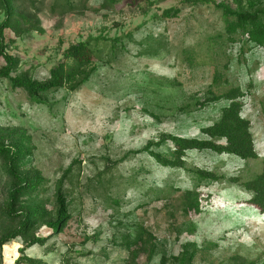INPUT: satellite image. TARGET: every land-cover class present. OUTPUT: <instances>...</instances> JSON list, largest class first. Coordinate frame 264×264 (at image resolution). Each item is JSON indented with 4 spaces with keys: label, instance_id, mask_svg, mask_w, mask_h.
Instances as JSON below:
<instances>
[{
    "label": "rangeland",
    "instance_id": "1",
    "mask_svg": "<svg viewBox=\"0 0 264 264\" xmlns=\"http://www.w3.org/2000/svg\"><path fill=\"white\" fill-rule=\"evenodd\" d=\"M12 1L37 13L42 29L6 34L12 78L45 82L65 64L64 51L79 42L89 41L95 58L80 89L46 93L41 103L0 78V138L26 147L21 170L44 182L42 198H22L20 208L42 204L50 219L61 182L70 215L56 236L39 226L35 231L45 242L25 256L37 264H181L187 250L191 260L185 264H264V215L242 188L264 161V52L250 57L245 47L238 53L211 5ZM217 2L235 12L264 10V0ZM169 8H179V16L163 19ZM236 87L245 95L242 116L251 126L256 159L189 152L183 168L172 169L145 152L162 137L203 139L201 130L224 103L199 102ZM156 152L170 157L168 142ZM198 170L217 179L202 180ZM6 186L1 173L0 205ZM188 190L197 195L196 205L185 201ZM141 244L149 252L154 245L152 259L145 252L133 258ZM22 247L20 238L3 246L0 264H14Z\"/></svg>",
    "mask_w": 264,
    "mask_h": 264
},
{
    "label": "trees",
    "instance_id": "2",
    "mask_svg": "<svg viewBox=\"0 0 264 264\" xmlns=\"http://www.w3.org/2000/svg\"><path fill=\"white\" fill-rule=\"evenodd\" d=\"M142 1L147 5L152 0ZM234 2L239 4L240 0H234ZM180 3L192 6H213L215 10L221 12L227 39L237 46L238 53H242L245 47L250 57L264 52V10L255 12L237 10L235 12L227 4L217 2V0H180ZM0 10L3 14V20L0 21V59L5 64L4 67H0V78L8 79L14 88L25 90L28 96L37 103H41L40 97L46 93L64 87L70 91H77L82 87L90 75L89 66L95 62L89 41L79 42L67 48L63 53L65 64L52 70L49 79L43 83L25 82L12 78L14 60L7 52L6 34L12 33L15 37H20L31 32L41 33L42 29L37 13L16 8L12 0H0ZM179 14V8H169L163 10L161 16L163 19H172ZM213 82H217L216 78ZM207 95H210V90ZM244 98L245 95L239 87L230 89L221 97L206 98L203 102H199L200 107L221 102L224 104L219 109L218 118L201 130L203 139L162 137L157 143L147 144L145 152H148L153 161L161 167L172 169H182L189 152H210L216 156H228L239 161L256 159L251 126L242 116ZM218 140H223L224 143L218 144ZM167 142L171 152L170 157L156 152L161 145ZM27 154L26 147L7 143L0 138V176L3 173L7 178L5 199L0 205V249L17 238L21 239L23 244L19 251L21 256L14 264H37L24 253L33 246L44 244L45 239L39 237L35 231L39 226L42 225L50 230V236H56L64 230L70 220L67 203L62 195L61 182L53 192L54 204L50 219H47L48 212L42 204L20 208L22 198L40 199L45 193L42 190L44 182L36 175L20 168ZM197 175L202 180L217 179L213 173L206 170H198ZM231 181L236 182L235 179ZM242 188L250 196L249 205L258 214L264 215V161L261 172L252 180L244 183ZM184 194L187 204H197L196 194L189 190ZM148 241L147 245H149ZM152 241L151 236V243ZM146 244L139 245L140 249H137L136 254L133 253V258H136L140 252H145L152 259L155 253L154 245L151 244V252H149L145 251ZM190 260L191 257L185 250L178 261L185 264Z\"/></svg>",
    "mask_w": 264,
    "mask_h": 264
}]
</instances>
